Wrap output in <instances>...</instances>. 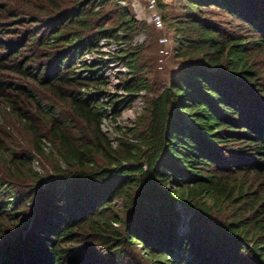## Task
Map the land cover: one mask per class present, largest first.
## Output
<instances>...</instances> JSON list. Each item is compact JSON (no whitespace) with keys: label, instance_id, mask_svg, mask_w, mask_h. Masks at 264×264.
Masks as SVG:
<instances>
[{"label":"trees","instance_id":"16d2710c","mask_svg":"<svg viewBox=\"0 0 264 264\" xmlns=\"http://www.w3.org/2000/svg\"><path fill=\"white\" fill-rule=\"evenodd\" d=\"M9 1L0 17L22 14L39 26L0 41L1 66L30 82L0 79L21 124L12 129L19 150L0 141V162L27 186L13 206L23 194L32 201L26 229L8 235L0 224V264H121L136 248L150 264H264V0H175L177 14L157 0L174 30V66L157 87L131 42L148 25L126 4L17 0L8 10ZM215 10L240 28L207 14ZM102 38L126 43L127 94L147 93L114 145L97 94L80 91L106 80L73 69ZM55 105L68 115L52 113ZM34 153L48 158L44 171L32 167Z\"/></svg>","mask_w":264,"mask_h":264},{"label":"rangeland","instance_id":"374dc122","mask_svg":"<svg viewBox=\"0 0 264 264\" xmlns=\"http://www.w3.org/2000/svg\"><path fill=\"white\" fill-rule=\"evenodd\" d=\"M163 1L168 3L169 13H180L178 3L175 0ZM2 2H4V0H0V3ZM9 2L11 3H9L8 10L16 6L13 5V3L17 4V0ZM119 2L121 4H126L129 11L139 22H145L148 25L147 29H139L136 31L131 42L133 44H139L142 47V61L146 63L147 66L145 68V71H147L146 75L149 81L155 82V86L157 87L158 83L163 82L165 79L168 69L174 66L172 51L174 45V30L168 24L167 20L163 18V27L157 28L153 25L149 18L146 0H119ZM31 3L36 5L35 7H40L38 2L32 1ZM27 5L31 7L30 2H28ZM157 8L160 13L163 14L158 6ZM8 10L7 15H9ZM207 14L219 23H222V25L228 29L238 30V28H240L238 25L241 26L242 24L240 20L232 18L220 10H215ZM21 21H25L23 22L24 24H16V22ZM37 26H39L37 22H31L29 18L26 19L22 14H14V16L11 15L6 17L5 13H2V17H0V41H2V44L3 42H10L18 35H26L28 33L27 31H32ZM162 36H166L168 40L161 42L160 37ZM2 44L0 45V51L4 49ZM125 44L126 43L123 42L121 43L120 40L102 38L96 49L86 51L83 55L77 57L75 67H73L75 71L90 82L93 80L92 77L98 78L102 76L106 80L105 83H90L88 87H82L80 91L85 94L90 90L97 94V98H99L102 105L103 113L101 128L107 137L110 138L113 145L116 144L119 137L123 136L122 133L127 127H132L134 125L136 117L145 106V98L147 95V93L144 94L143 91L127 94L120 82L122 78L128 74L124 59L120 57V54H123L121 49ZM0 79L23 84L30 83L26 78L10 72L7 68L2 67L1 64ZM55 106L54 109H51L52 113L61 114L63 116L68 115L60 105ZM41 109L45 112H49L50 110L46 105H43ZM13 126L20 127L21 131V124L18 122L16 115L13 113L8 103L0 97V141L11 148L19 150L16 144L14 146V141H12V139L15 141L16 139L19 140V136H17L14 131L12 132ZM23 137L24 139L30 137V134H24ZM125 137H129V139L133 138L129 134ZM51 146V142L43 137L42 147L44 152H49ZM47 159L45 155L34 153L32 167L38 171H44V165H47ZM5 165L7 164L0 162V181L3 184L0 190V201L1 205L4 204V208H6V212L1 213L2 217H0V224H3L4 228L10 230L8 235H11L14 232L26 229V225L29 224L28 221L32 214L30 213L32 207L28 205L31 204L32 201L30 200V195L23 194L24 197H18L17 199L18 207L13 206L17 196H19L20 193L23 192V188H27V186L17 184L12 178L7 176L4 171ZM46 167H48V165ZM179 210L181 216L184 217L185 212H183L182 209ZM183 228L184 225L180 226L179 231H184ZM129 257H131V259L133 258L132 261L128 260ZM87 258L91 259L89 256ZM150 263V260L144 255L143 251L136 248V251L133 250L132 253L130 251L127 252V259L125 258V261L121 264ZM158 263L163 264L159 261ZM6 264L14 263L11 259Z\"/></svg>","mask_w":264,"mask_h":264},{"label":"built area","instance_id":"2783aa9c","mask_svg":"<svg viewBox=\"0 0 264 264\" xmlns=\"http://www.w3.org/2000/svg\"><path fill=\"white\" fill-rule=\"evenodd\" d=\"M146 2H147V9L149 10V18L152 21L153 25L157 28L163 27V19L160 11L157 8V0H146ZM167 40L168 39L166 36L160 37L161 42Z\"/></svg>","mask_w":264,"mask_h":264}]
</instances>
